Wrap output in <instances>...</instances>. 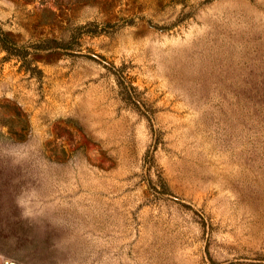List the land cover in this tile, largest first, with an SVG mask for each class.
<instances>
[{"label": "rangeland", "instance_id": "rangeland-1", "mask_svg": "<svg viewBox=\"0 0 264 264\" xmlns=\"http://www.w3.org/2000/svg\"><path fill=\"white\" fill-rule=\"evenodd\" d=\"M0 264H264V0H0Z\"/></svg>", "mask_w": 264, "mask_h": 264}]
</instances>
